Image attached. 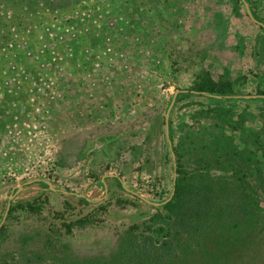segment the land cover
Wrapping results in <instances>:
<instances>
[{"label": "rangeland", "instance_id": "1", "mask_svg": "<svg viewBox=\"0 0 264 264\" xmlns=\"http://www.w3.org/2000/svg\"><path fill=\"white\" fill-rule=\"evenodd\" d=\"M246 1L264 23V0ZM207 81L235 100L194 89ZM262 95L264 28L242 0H0V253L9 264L22 248L41 264H125L129 225L167 236L146 226L160 203L142 197L170 195L173 146L213 159L231 135L238 160L264 172ZM224 172L210 169L228 207L201 246L181 239L175 264H264V187L236 212L226 193L237 180Z\"/></svg>", "mask_w": 264, "mask_h": 264}, {"label": "trees", "instance_id": "2", "mask_svg": "<svg viewBox=\"0 0 264 264\" xmlns=\"http://www.w3.org/2000/svg\"><path fill=\"white\" fill-rule=\"evenodd\" d=\"M248 4L253 16L261 21L254 12L251 3L249 2ZM223 88L222 85H216L212 81L196 83L194 85V89L199 94L203 91H208L218 94L220 97L222 96L220 100H235L232 92L226 91ZM262 100L264 101L263 96ZM226 121L225 125H222L224 127L219 125L221 130L225 126L233 124V117H229ZM239 129L243 131L240 126ZM169 135L171 136L170 123ZM232 139L233 137L228 135L226 144H222L217 156L213 159L205 157L203 152L198 153L193 151V147H191L192 151H186L188 155L185 156L183 149L178 151L173 146L176 158V178L173 185V194L170 199L157 206V209L148 218L149 223L146 225L149 228L151 224L159 223L160 228L167 236L157 241L152 234L142 233L143 231L136 232L135 229L140 227L138 223L129 225L120 239L121 244L119 247V257L125 264H175L177 258H180L179 255L183 252L184 247L192 246L191 241L195 240L199 244L198 246L202 245V235L208 232V227L212 226L216 221V216L219 212L228 207V199L225 200L223 197L224 192L218 189L215 181L216 178L210 174L212 167L216 166L225 171L222 174L224 181H227L228 178L237 180L236 187L231 188V186H228L230 188H228L226 196L228 197V195H232L234 192V211L242 213L247 210L248 205L252 203V191L264 187V184H262L264 172L261 171L260 165H255L256 162L244 164L240 161L241 159L238 160L236 155L241 150L237 148ZM244 144V146L247 145L246 143ZM191 145H197V143L193 141ZM203 145L207 144L204 142L201 148H203ZM227 145L230 147H226ZM190 151L192 152V157L189 158ZM223 156H226L225 159H221ZM249 156L255 157L256 155L253 153V155L250 154ZM253 175L257 176V183L252 181ZM77 198L87 202L84 197ZM34 204L19 202L17 205L21 207V210L27 208L35 209L41 206L35 202ZM17 205H11L8 212L11 214V212L18 208ZM86 221V217H81L70 222L63 221V224L66 231H70L73 224L82 225ZM5 226L4 224L0 227V233L5 229ZM200 235L201 237L199 238ZM181 239L185 246L181 244ZM50 247L53 250L59 249V246L55 242H51ZM8 254V251L0 253V264H9L7 262ZM17 260L19 261L18 264H41L44 262L45 256L40 251H32L28 254V251L22 248ZM52 262L53 264H64L60 260H52Z\"/></svg>", "mask_w": 264, "mask_h": 264}, {"label": "water", "instance_id": "3", "mask_svg": "<svg viewBox=\"0 0 264 264\" xmlns=\"http://www.w3.org/2000/svg\"><path fill=\"white\" fill-rule=\"evenodd\" d=\"M242 1H243V3H244V6H245V8H246V11H247L249 17H250L254 22H256V23H258L259 25H261L262 27H264V23H262L261 21H259L258 19H256V18L253 16V14H252V12H251V9H250V7H249L248 2H247L246 0H242ZM179 90H180V91H184V90H186V89H179ZM177 91H178V90H177ZM177 91H175V92L173 93L172 98H171V101H170L169 106H168V109H167V113H166V132H167V139H168L169 143H171V139H170L169 134H168V112H169V110H170V108H171V106H172V104H173V102H174V98H175V96H176ZM214 95H215L216 97H220V95H218V94H214ZM245 96H247V97H251V96H255V95H245ZM262 96L264 97V95H262ZM170 151H171V155H172V159H173V164H174V178H173V185H174V181H175V168H176V161H175V153H174L173 149L171 148ZM122 184H123V183H122ZM123 186H124V184H123ZM124 187H125L126 189H128L126 186H124ZM105 189H106V188H105ZM173 191H174V186L172 187V191H171L170 195H169L165 200H163V201H161V202L150 201V200H148V199H146V198H144V197H142V196H140V195H139V196L142 197L144 200H146V201L152 203V204L158 205L159 203L165 202V201H167L168 199H170V197H171L172 194H173ZM133 192H134V191H133ZM134 193H136V192H134ZM78 195H79V196H84L83 194H80V193H78ZM7 208H8V207H7ZM7 208H6V210H7Z\"/></svg>", "mask_w": 264, "mask_h": 264}, {"label": "flooded vegetation", "instance_id": "4", "mask_svg": "<svg viewBox=\"0 0 264 264\" xmlns=\"http://www.w3.org/2000/svg\"><path fill=\"white\" fill-rule=\"evenodd\" d=\"M78 197H83V196H78ZM85 198V197H84Z\"/></svg>", "mask_w": 264, "mask_h": 264}]
</instances>
